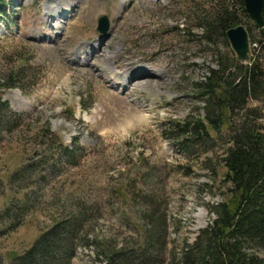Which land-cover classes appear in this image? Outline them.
<instances>
[{"label": "rangeland", "instance_id": "1", "mask_svg": "<svg viewBox=\"0 0 264 264\" xmlns=\"http://www.w3.org/2000/svg\"><path fill=\"white\" fill-rule=\"evenodd\" d=\"M218 4H232L236 24L251 30L247 61L238 60L226 35L203 38L197 23L213 19ZM240 6V0H0V80L16 73L3 99L18 115L0 143V213L19 207L13 230L5 233L0 222V264L83 200L91 221L81 234L89 240L70 264H108L105 252L123 248L135 255L132 264H187L188 245L214 217L209 206L223 198L218 158L228 136L187 147L167 126L204 117L198 86L219 68V58L230 68L264 62L260 28ZM101 15L105 33L97 30ZM258 98L247 106L264 124V94ZM233 118L240 120V112ZM66 146L75 151L69 161ZM145 212L160 230L147 250L146 220L139 218ZM256 254L264 259V249Z\"/></svg>", "mask_w": 264, "mask_h": 264}, {"label": "trees", "instance_id": "2", "mask_svg": "<svg viewBox=\"0 0 264 264\" xmlns=\"http://www.w3.org/2000/svg\"><path fill=\"white\" fill-rule=\"evenodd\" d=\"M240 4L239 10L245 14L242 0ZM231 6L218 4L213 19L199 20L197 24L205 40L210 42L215 37L225 36L230 27L237 25L238 11ZM246 30L251 40V30ZM259 33L264 39V28H260ZM218 65L219 68L212 70L207 80L198 86L197 93L204 97L206 105L204 117L185 118L182 122L169 120L167 126L187 147H194L213 135L228 136V144L218 158L225 168L223 198L209 206L214 217L188 245L184 261L187 264H264V259L256 254L257 249H264V124L256 108L247 106L249 100L258 101L259 94H264V62L259 58L249 66L239 63L230 68L219 58ZM16 77L13 72L6 80H0V143L3 133L13 129L14 117L18 116L9 112L12 109L3 99V92L14 86ZM235 110L241 115L238 121L233 118ZM73 152L74 149L67 146L64 149L68 161L74 158ZM32 165L33 162L28 163V170ZM13 176L17 178L18 173ZM87 203V200L79 201L74 211L56 218L29 248L13 256L8 264H70L76 248L83 240H89L86 234H81L91 221ZM18 210L17 206L0 213L5 233L19 223ZM149 216L150 212L139 216L146 220L142 227L145 250L152 246L151 240L156 241L160 232L157 220L150 222ZM105 255L108 264H132L135 257L124 248L106 251Z\"/></svg>", "mask_w": 264, "mask_h": 264}, {"label": "water", "instance_id": "3", "mask_svg": "<svg viewBox=\"0 0 264 264\" xmlns=\"http://www.w3.org/2000/svg\"><path fill=\"white\" fill-rule=\"evenodd\" d=\"M244 8L258 28L264 27V0H243ZM98 31L105 33L108 29V20L106 15H102L98 20ZM233 50L236 53L238 60L247 61L249 59L250 41L246 28L239 24L230 27L226 31Z\"/></svg>", "mask_w": 264, "mask_h": 264}, {"label": "bare ground", "instance_id": "4", "mask_svg": "<svg viewBox=\"0 0 264 264\" xmlns=\"http://www.w3.org/2000/svg\"><path fill=\"white\" fill-rule=\"evenodd\" d=\"M125 73L126 72H124V74ZM115 74H116L117 79L122 80V77H120V76L123 74V71H120L119 69H116V73Z\"/></svg>", "mask_w": 264, "mask_h": 264}]
</instances>
